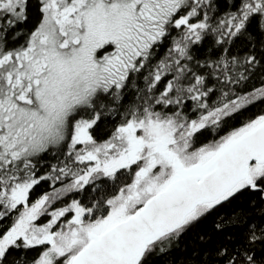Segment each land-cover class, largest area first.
Masks as SVG:
<instances>
[{"label":"snow or ice","instance_id":"obj_1","mask_svg":"<svg viewBox=\"0 0 264 264\" xmlns=\"http://www.w3.org/2000/svg\"><path fill=\"white\" fill-rule=\"evenodd\" d=\"M0 264H264V0H0Z\"/></svg>","mask_w":264,"mask_h":264}]
</instances>
